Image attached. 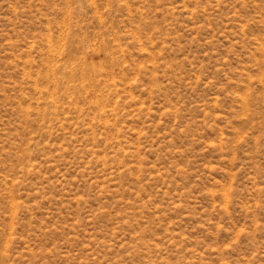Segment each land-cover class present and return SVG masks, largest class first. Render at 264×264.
<instances>
[{
	"label": "rangeland",
	"instance_id": "374dc122",
	"mask_svg": "<svg viewBox=\"0 0 264 264\" xmlns=\"http://www.w3.org/2000/svg\"><path fill=\"white\" fill-rule=\"evenodd\" d=\"M0 264H264V0H0Z\"/></svg>",
	"mask_w": 264,
	"mask_h": 264
}]
</instances>
